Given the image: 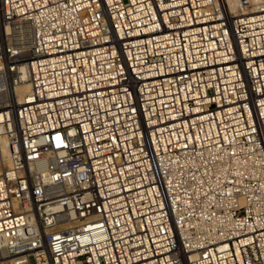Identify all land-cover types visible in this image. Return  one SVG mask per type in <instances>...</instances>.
I'll return each mask as SVG.
<instances>
[{"label": "built area", "instance_id": "2783aa9c", "mask_svg": "<svg viewBox=\"0 0 264 264\" xmlns=\"http://www.w3.org/2000/svg\"><path fill=\"white\" fill-rule=\"evenodd\" d=\"M0 264H264V0H0Z\"/></svg>", "mask_w": 264, "mask_h": 264}, {"label": "bare ground", "instance_id": "6f19581e", "mask_svg": "<svg viewBox=\"0 0 264 264\" xmlns=\"http://www.w3.org/2000/svg\"><path fill=\"white\" fill-rule=\"evenodd\" d=\"M25 75H23V79ZM15 92L18 96L23 97L24 95L30 93V86L28 84H20L15 86Z\"/></svg>", "mask_w": 264, "mask_h": 264}]
</instances>
